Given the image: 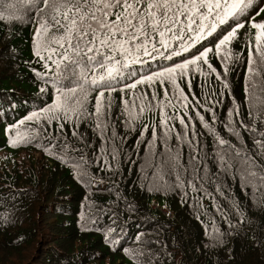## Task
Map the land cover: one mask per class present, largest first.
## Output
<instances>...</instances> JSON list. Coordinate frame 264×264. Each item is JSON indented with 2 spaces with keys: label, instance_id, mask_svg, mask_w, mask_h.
Segmentation results:
<instances>
[{
  "label": "trees",
  "instance_id": "1",
  "mask_svg": "<svg viewBox=\"0 0 264 264\" xmlns=\"http://www.w3.org/2000/svg\"><path fill=\"white\" fill-rule=\"evenodd\" d=\"M258 3L254 0V5ZM253 17L262 20L264 12L253 13ZM230 23L220 25L215 33L181 53V57L191 58L190 53L206 44L213 48L207 58L216 69L209 74L204 65V76L192 71L183 80L177 79L186 100L179 101L167 81L163 86L140 85L136 90L115 91L110 97L105 93V105L111 100V111L105 117L111 125L107 135L116 133L119 171L114 174L98 159L101 147L110 152L113 144L100 138L93 120L64 123L63 134L56 131L55 121L18 124L32 112L51 106L57 88L68 93L83 83L82 68L90 79L91 65L86 60L81 64L62 60L63 50L55 44L51 45V60L47 59L48 51L42 52L45 59L41 60L33 50L39 24L30 0H0V264H264V182L258 178L241 180L238 168L222 172L214 158L213 135L199 119L203 116L221 138L249 153L253 133L240 129L239 124L254 127L257 137L264 131V75L252 81L248 72V23L227 46L231 58L226 75L221 59L214 55L211 41ZM252 44L255 60L254 40ZM181 57L172 60L182 62ZM150 63L152 69L171 65V61L159 59ZM250 82L257 84L251 99L246 92ZM154 91L157 99L151 100ZM141 94L144 105H152L143 113L139 111L142 102L137 99ZM96 95L93 91L86 98L89 112L94 111ZM125 102L136 116L132 130L125 125ZM161 109L166 127L160 125ZM233 109L240 113L233 116L239 137L225 127L227 114ZM181 119L189 133L195 129V137L176 139L185 132ZM166 130L167 147L172 148V156H179V169L162 166V160L167 159L163 143ZM17 134L31 139L14 146L9 137L16 138ZM49 136L59 138L60 143L67 137L68 158L78 160L80 153L72 149L83 150L89 161L87 171L95 177L93 184L75 179L69 165L43 150ZM189 139L199 144L201 164L196 174L192 172ZM49 147L59 154L57 140ZM108 158L111 160L110 155ZM257 163L264 161L257 158ZM110 228L114 229L111 233ZM213 228L224 235L219 244L209 246ZM124 249L133 254H126Z\"/></svg>",
  "mask_w": 264,
  "mask_h": 264
},
{
  "label": "snow or ice",
  "instance_id": "2",
  "mask_svg": "<svg viewBox=\"0 0 264 264\" xmlns=\"http://www.w3.org/2000/svg\"><path fill=\"white\" fill-rule=\"evenodd\" d=\"M30 4L36 12L39 24L34 34L35 55L44 60L42 52L48 51L47 59L51 60L54 52L51 45L55 44L63 50L62 60L76 64L86 60L91 65L92 75L89 79L88 73L82 68L80 78L83 83L70 88L68 93H61V89L57 88L58 95L51 106L42 109L39 113L32 112L18 124L23 125L25 121L40 119L49 124L55 121L56 131L63 134L64 123L79 122L81 119L93 120L94 128L99 131L100 138L106 143L113 144L110 152L101 147L102 155L98 159L102 160L105 170L114 174L119 171L118 152L114 146L116 133L107 135L111 125L105 117L111 111V100L109 99L108 104L105 105V93H108L110 97L115 91L136 90L140 85L163 86L167 81L173 91L178 93L177 99L186 100L187 98L176 83L177 79L183 80L192 71H198L201 76H204V65L207 66L209 74L215 73L216 69L207 58L209 52H213V48L206 44L190 53L191 58L181 57V53L188 52L190 48L215 33L220 25L226 24L229 20L231 23L228 27L221 29L211 41L215 49L214 55L223 63L224 75L227 73V61L231 58L227 46L235 38L238 29L244 27L245 22L250 29L247 56L250 78L254 81L256 76L264 75V19L257 21L253 17V13L258 15L259 12H264V7H261L264 5V0H259V3L255 5L254 0H30ZM52 29L55 31H51ZM252 32L254 35L251 34ZM173 57H181L182 62L172 60ZM157 59L171 61V65L160 64L157 69H152L150 61ZM145 66L148 70L141 71L140 69ZM44 67L47 68L48 64L45 63ZM56 68H60L59 62L56 63ZM216 78L221 81L224 88L228 87L220 75ZM256 87V83H249L246 92L250 99ZM40 91L44 92V89L41 88ZM93 91L97 93L94 111L89 112L85 108V102L89 93ZM164 95H168L167 90L164 91ZM137 99L142 102L140 113L145 111V107L151 110V103L144 105L143 94ZM156 99L154 91L151 100ZM168 103L170 104L171 101ZM125 112L127 113L125 125L132 130L131 126L136 116L133 115L127 102H125ZM234 114L238 116L239 110L233 109L228 112L225 127L234 136L239 137L241 133L234 126ZM249 114L250 116L253 114L252 107ZM212 116L215 117V112H212ZM199 119L204 128L213 135L216 142L214 158L218 161L222 172L227 174L233 168H238L241 180L251 181L258 178L264 182V163H257V158L264 161V131L257 137L254 127L246 126L242 122L239 124L240 129L253 133V150L249 153L242 149L238 150L221 138L213 131L212 126L205 122L203 116ZM180 123L184 125L185 132L178 135L177 140L182 141L185 135L196 136L194 128L190 133L187 131V125L183 119ZM212 124H215V119ZM160 125L166 127L162 109ZM168 134L166 130L163 143L166 146L167 159L162 160V166L179 169L181 167L177 163L179 156H172V148L167 147ZM72 135L76 137L77 132L73 131ZM30 139L31 137L21 138L19 134L16 138L9 137L10 143L14 146L21 140L29 142ZM53 140H57L59 154H54L53 149L49 147ZM187 143L192 153L190 155L193 161L192 172L196 174L201 164L198 159L199 144L195 139H189ZM42 147L60 163L69 165L75 179L87 185L94 183L95 177L89 175L87 171L89 161L85 159L82 149H72L80 153L78 160L68 158L69 145L66 136L62 143L59 142V138L49 136L48 143ZM109 155L111 160L108 158ZM176 178L177 181L181 180L179 172ZM217 211L224 215L220 208H217ZM237 215H239L238 210ZM226 222L229 223L230 228L233 227L227 219ZM238 224H243V220H238ZM108 231L111 233L114 229L110 228ZM223 235L213 228L209 237L212 244L209 246L219 244ZM108 239L106 235L105 240ZM112 243H115L114 238ZM124 251L128 255L133 254L128 249Z\"/></svg>",
  "mask_w": 264,
  "mask_h": 264
}]
</instances>
